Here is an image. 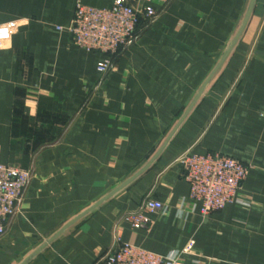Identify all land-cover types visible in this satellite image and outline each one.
Segmentation results:
<instances>
[{
  "label": "crops",
  "instance_id": "crops-1",
  "mask_svg": "<svg viewBox=\"0 0 264 264\" xmlns=\"http://www.w3.org/2000/svg\"><path fill=\"white\" fill-rule=\"evenodd\" d=\"M76 2L0 0V163L35 171L0 264H94L117 238L169 256L191 246L181 264H264V0L166 145L251 0H153L157 21L106 75L104 54L73 44ZM187 151L251 165L245 203L203 215L183 177ZM147 198L167 211L141 228L122 222Z\"/></svg>",
  "mask_w": 264,
  "mask_h": 264
},
{
  "label": "built area",
  "instance_id": "built-area-1",
  "mask_svg": "<svg viewBox=\"0 0 264 264\" xmlns=\"http://www.w3.org/2000/svg\"><path fill=\"white\" fill-rule=\"evenodd\" d=\"M133 5L128 0H114L109 6H92L77 0L71 25L68 27L73 44L90 52L105 55L98 68L106 75L114 67L113 56L120 49L140 38L146 24L157 18L153 0ZM58 29H63L61 26ZM111 53V54H110ZM183 177L190 186V199L200 204V212L208 215L223 210L229 204L241 203L243 183L251 165L222 153H188L182 160ZM32 173L21 166L0 163V239L7 233L9 221L17 214ZM160 200L149 198L136 210L125 215L132 228L148 226V213L166 212ZM191 246L162 255L117 238L111 248L94 264H181L183 253Z\"/></svg>",
  "mask_w": 264,
  "mask_h": 264
},
{
  "label": "water",
  "instance_id": "water-1",
  "mask_svg": "<svg viewBox=\"0 0 264 264\" xmlns=\"http://www.w3.org/2000/svg\"><path fill=\"white\" fill-rule=\"evenodd\" d=\"M257 3V0H251L247 14L245 16V19L243 21V24L240 28V30L238 31L236 37L234 38L233 42L231 43V45L229 46V48L227 49L226 53L224 54L222 60L219 62L218 66L215 68V70L212 72V74L209 76V78L206 80V82L204 83L203 87L201 88V90L198 92V94L196 95V97L194 98L193 102L190 104L189 108L186 110V112L183 114V116L181 117L180 121L178 122V124L175 126V128L172 130V132L170 133V135L168 136L165 145L171 140V138L174 136V134L177 132V130L180 128V126L182 125V123L185 121V119L188 117V115L190 114V112L192 111V109L194 108V106L196 105V103L199 101V99L202 97L203 92L205 90V88L207 87V85L210 83V81L212 80V78L215 76V74L218 72V70L221 68V66L223 65V63L225 62V60L227 59V57L230 55V53L232 52L233 48L235 47L236 43L238 42V40L240 39L243 31L245 30L251 15L253 13L254 7ZM147 169V168H146ZM146 169L141 170L140 172H138L136 175H134L132 178H130L129 180H127L120 188H118L117 190H115L114 192H112L109 196H107L106 198H104L103 200H101L100 202L96 203L95 205H93L92 207H90L89 209H87L85 212H83L81 215H79L78 217H76L74 220H72L70 222V224H68L63 230H61L60 232H58V234H56V236H54L53 238H51L47 243H51L55 238H57L67 227H69L70 225H72L73 223H75L78 219L82 218L83 216L87 215L88 213H90L92 210L96 209L100 204H102L105 200H107L108 198H110L112 195H114L115 193H117L118 191H120L121 189H123L124 187H126L128 184H130L133 180H135L139 175H141Z\"/></svg>",
  "mask_w": 264,
  "mask_h": 264
},
{
  "label": "rangeland",
  "instance_id": "rangeland-1",
  "mask_svg": "<svg viewBox=\"0 0 264 264\" xmlns=\"http://www.w3.org/2000/svg\"><path fill=\"white\" fill-rule=\"evenodd\" d=\"M129 1V0H128ZM142 0H139V2H141ZM142 3H143V1H142ZM133 4V3H132ZM133 5H136V4H133ZM138 5V4H137ZM136 5V6H137ZM139 5H142L141 3H139ZM107 6H109V5H107ZM256 6V5H255ZM254 9H255V7H254ZM254 11V10H253ZM252 16V15H251ZM158 17H159V12L157 11V18H156V20H154L153 22H151V24H146V26H145V28L143 29L144 31L142 32V34H141V36H140V38H138L132 45H134V44H136V42H138L140 39H141V37L143 36V34H144V32L148 29V28H150L151 27V25L152 24H154L156 21H157V19H158ZM132 45H129V46H126L125 47V49L124 48H122V49H120L117 53H115V54H111V56H113V58L115 57V56H117V55H119L120 53H122V52H124L126 49H128L130 46H132ZM100 53V52H99ZM113 64H114V61H113ZM110 72V71H109ZM203 87V86H202ZM205 90H206V88H205ZM204 90V91H205ZM204 93V92H203ZM181 119V118H180ZM180 119H179V121H180ZM178 121V122H179ZM178 122H177V124H178ZM176 124V125H177ZM175 128V127H174ZM173 128V129H174ZM172 132V131H171ZM192 151H187L186 153H184L182 156H181V159H180V161L182 160V158L185 156V155H187L188 153H191ZM192 153H196V152H192ZM209 153H212V152H209ZM216 153H218V152H216ZM207 154V153H206ZM181 164L184 166V163H183V161H181ZM17 166V165H16ZM24 168V167H23ZM26 169H29L30 171H31V173H32V177H31V182H32V180H33V176H34V173H35V171H34V169L33 168H26ZM31 182H30V184H31ZM30 184H29V186H30ZM28 186V187H29ZM28 189V188H27ZM147 199H149V198H147ZM146 199V200H147ZM23 200V199H22ZM145 200V201H146ZM144 201V202H145ZM140 206V205H139ZM138 206V207H139ZM137 207V208H138ZM137 208H135V209H131V210H128V211H126V212H124L123 213V215H122V217H121V220H122V222H126V221H124V217H125V215H127L128 213H130V212H132V211H134V210H136Z\"/></svg>",
  "mask_w": 264,
  "mask_h": 264
}]
</instances>
